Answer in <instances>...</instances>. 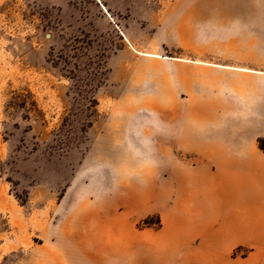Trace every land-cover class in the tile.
Wrapping results in <instances>:
<instances>
[{"label":"rangeland","instance_id":"rangeland-1","mask_svg":"<svg viewBox=\"0 0 264 264\" xmlns=\"http://www.w3.org/2000/svg\"><path fill=\"white\" fill-rule=\"evenodd\" d=\"M194 256L264 264V0H0V264Z\"/></svg>","mask_w":264,"mask_h":264},{"label":"crops","instance_id":"crops-1","mask_svg":"<svg viewBox=\"0 0 264 264\" xmlns=\"http://www.w3.org/2000/svg\"><path fill=\"white\" fill-rule=\"evenodd\" d=\"M235 213L237 210H233ZM200 220H203L202 217H198ZM223 220V217H222ZM202 222V221H201ZM216 224V225H215ZM214 225L213 226V231L210 232V230L212 228H209L208 226L205 225L204 221L200 226V232L197 234H193L191 236V240L195 239V238H199V240H201V242H204L206 239L209 238L210 234L213 235H217L219 236V227L217 225V220L214 221ZM179 263L178 264H204V260H203V256H194L193 258H191L190 260L188 259H183V258H179Z\"/></svg>","mask_w":264,"mask_h":264},{"label":"bare ground","instance_id":"bare-ground-1","mask_svg":"<svg viewBox=\"0 0 264 264\" xmlns=\"http://www.w3.org/2000/svg\"><path fill=\"white\" fill-rule=\"evenodd\" d=\"M105 10V9H104ZM106 13H107V11H105ZM155 57H157V56H155ZM200 64V63H199ZM236 184V183H235ZM225 188V186L223 187V189ZM223 200H224V203L225 204H229V205H232L233 206V204L235 203V204H238V203H240V200H239V198H235L236 197V195L235 194H230V193H227V190L224 192L223 191ZM231 210V209H230ZM229 210V211H230ZM231 212V211H230ZM230 216V215H229ZM227 216L231 221H233L234 220V218H232V216ZM229 219H227V221L229 220ZM93 235V234H92Z\"/></svg>","mask_w":264,"mask_h":264}]
</instances>
